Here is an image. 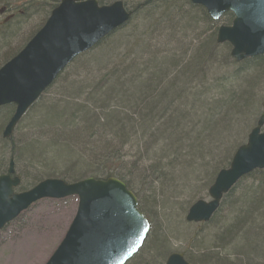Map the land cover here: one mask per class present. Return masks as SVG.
Here are the masks:
<instances>
[{"label":"trees","instance_id":"16d2710c","mask_svg":"<svg viewBox=\"0 0 264 264\" xmlns=\"http://www.w3.org/2000/svg\"><path fill=\"white\" fill-rule=\"evenodd\" d=\"M58 1L44 3L53 2L46 6L52 8ZM97 1L100 5L122 1L132 13L129 21L56 78L19 121L25 123V132L18 140L13 134L9 139L2 137L14 108H0V175L12 160L20 180L17 192L44 179L73 183L88 177H115L138 201L144 199L146 209L162 211L168 233L169 226L175 230L180 225L185 211L176 198L189 192L188 199L195 190L197 199L205 196L202 192L225 168L227 145L232 144V152L250 118L263 106L251 86L259 68L264 73V57L244 62L241 66L248 69H241L243 73L233 78L236 86L251 88H215L213 77L225 55L229 59L228 48L215 43L216 25L201 7L188 0ZM41 6L39 10L44 9ZM47 14L48 10L44 16ZM136 16L139 19L134 22ZM230 19L228 14L224 21ZM18 26L0 29L4 63L16 54L11 53L9 40ZM127 27L128 32H123ZM252 76L247 84V77ZM249 178L254 179L253 186L230 199ZM245 179L224 196L207 223L212 224L219 210L228 207L227 216L215 222L220 226L215 233L197 230L187 235V248L180 251L187 262L235 264L238 262L230 260L235 251L244 259L261 256L264 260V240L258 232L264 225V171ZM140 204L139 210L151 224L149 216L154 217V212L146 215ZM176 216L180 218L177 224ZM198 237L205 241L198 243ZM242 245L250 248L241 251ZM230 246L234 254L226 251ZM169 254L166 237L152 230L126 264H164Z\"/></svg>","mask_w":264,"mask_h":264},{"label":"water","instance_id":"95a60500","mask_svg":"<svg viewBox=\"0 0 264 264\" xmlns=\"http://www.w3.org/2000/svg\"><path fill=\"white\" fill-rule=\"evenodd\" d=\"M216 21L230 12L231 26L219 28L218 44L229 43L235 62L264 55V0H189ZM121 1L99 6L96 0H61L43 27L9 61L0 67V107L13 105L14 113L3 131L9 139L15 126L78 56L130 19ZM262 115L245 145L234 153L207 190L209 201H197L185 216L187 223H206L220 200L241 178L264 170ZM10 161L0 176V230L33 203L77 197V209L62 241L45 264H125L141 248L149 230L137 209L135 196L115 178H87L75 183L46 179L27 192L15 194L19 185ZM165 264H188L181 254H171Z\"/></svg>","mask_w":264,"mask_h":264},{"label":"rangeland","instance_id":"374dc122","mask_svg":"<svg viewBox=\"0 0 264 264\" xmlns=\"http://www.w3.org/2000/svg\"><path fill=\"white\" fill-rule=\"evenodd\" d=\"M56 1V0H54ZM45 0H0V9L3 8L5 11L4 14L0 15V29L3 26H12L18 24L19 28L17 30V33L15 36H13L9 40V44H11V53H17L19 49L28 41L29 37L39 28V26L42 24L45 11L49 8H46V6H51L53 2L51 3H44ZM44 5L41 6L44 9L42 10V13L39 10L38 5ZM46 4V5H45ZM134 17V22H136L139 17ZM224 21V20H223ZM214 28H217L218 25L215 24ZM130 27H127L124 29L123 32H128ZM216 33V32H215ZM215 38V36H214ZM4 48L0 49V53L3 52ZM4 63V59H0V66ZM232 62L228 59H225L223 64L221 65L220 69L215 73L214 75V81L212 85H214L215 88H222L232 86L234 89H247L249 86H242L237 85L236 80L234 81V76L238 75V77L243 73L239 72V69H243L242 71H246L248 68L247 66H241V65H232ZM261 64V63H258ZM222 68V69H221ZM260 71L256 72V80L254 85L251 87H254V97L258 100L260 103L261 101H264V73L261 71V68H259ZM237 77V78H238ZM253 77H247L246 83L251 84ZM194 82L195 80L192 79ZM216 81V83H215ZM263 82V83H262ZM184 83V82H183ZM262 84V85H261ZM258 85V86H257ZM227 87V88H228ZM249 87V88H251ZM238 102L241 104L243 103L238 99ZM261 109L256 111V114L250 118V122L248 123L247 127L245 128L244 132L238 136V140L234 143L236 146H234V149L231 152V145L229 148L228 156L225 158V161L222 163L223 166H227L230 157L232 156L235 149L244 143L247 134L250 132V130L255 125V122L257 118L259 117ZM234 114L231 112V117ZM25 123H20L18 130L13 132V138L14 140L19 139V134L22 135L24 131ZM231 152V153H230ZM230 153V154H229ZM229 158V159H228ZM222 161V160H221ZM216 173V172H215ZM254 179H245L241 183L240 186L236 188V191L233 193V195L230 196V199H237L239 197V193L242 191L241 189L253 186ZM212 180L206 184L208 186L211 183ZM205 186V185H204ZM205 186V187H206ZM195 190V189H194ZM206 190L202 192L201 195L206 196ZM134 192H136L135 189H133ZM196 190L194 191L193 196H188L189 192L183 193V195H180L176 198V201L180 202L179 204H182L184 207V212L182 214V218L180 221V218L176 216L175 224H177L180 221V225L178 223L177 227L174 226L175 230H170L171 227L169 226L168 233L166 228V223L162 219V211L158 208L157 210H148L144 207L143 198H140V202L138 201V204L142 205L143 211L147 215L149 211L154 212V217L149 216L152 220L150 224V231H158V233L161 234V236L166 237L168 240V251L170 253L185 251L187 248L186 244V237L190 233H194L197 230H200L202 232H208L210 235L216 232L217 228H220V226L216 225V221H221V216H227L229 210L228 207L225 205L221 210H219L216 219L212 222L205 225V226H194L191 224H186L184 221L185 214L187 212V208L193 203V199H197L198 196L195 194ZM143 197V196H141ZM205 201H207V196L203 198ZM193 200V201H192ZM228 202V200H227ZM77 207V199L76 198H67L63 200H42L31 206L27 211L22 213L15 221L8 224L2 231H0V264H44L51 253L54 251L58 243L62 240L65 232L67 231L76 211ZM258 216H256V221L259 220ZM219 221V223H220ZM260 222V221H259ZM215 224V225H214ZM259 226V225H258ZM208 229H210L208 231ZM174 231H177L175 234ZM251 232V231H250ZM259 235L260 239L264 240V225H261L259 227ZM242 234V233H241ZM239 235V234H238ZM238 237V236H237ZM203 238L198 237V243L204 242L205 240H202ZM237 239H235L236 241ZM196 241V242H197ZM235 241L233 245L235 244ZM229 248V249H227ZM226 251L233 253L232 247H227ZM247 248H250L248 245H242L240 247L241 251H247ZM231 250V251H229ZM224 250V254L227 253ZM193 254V253H192ZM234 254V253H233ZM230 260L238 262L235 264H245L246 262L248 264H263L264 260L261 256L259 258L255 259H249V261H246L239 253L238 251H235V256H231ZM251 261V263H250ZM246 263V264H247Z\"/></svg>","mask_w":264,"mask_h":264},{"label":"bare ground","instance_id":"6f19581e","mask_svg":"<svg viewBox=\"0 0 264 264\" xmlns=\"http://www.w3.org/2000/svg\"><path fill=\"white\" fill-rule=\"evenodd\" d=\"M131 13V12H130ZM132 14V13H131ZM241 69H239V71H240ZM18 124H19V122L17 123V125L15 126V128L18 126ZM4 129H5V127H4ZM4 131V130H3ZM2 134H3V132H2ZM10 161H12V160H10ZM10 161H9V163H10ZM9 163H8V165H7V167L5 168V170L7 171L8 170V166H9ZM12 163H13V161H12ZM13 168H14V164H13ZM5 171V172H6ZM251 232H252V230H251ZM246 261H249V259H245ZM233 261V260H232ZM247 263V262H246ZM248 264V263H247Z\"/></svg>","mask_w":264,"mask_h":264}]
</instances>
